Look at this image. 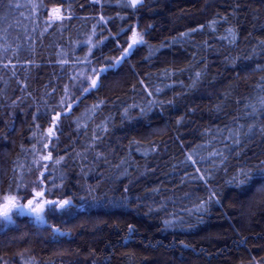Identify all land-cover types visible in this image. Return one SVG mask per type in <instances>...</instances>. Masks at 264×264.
Here are the masks:
<instances>
[{"label":"trees","instance_id":"trees-1","mask_svg":"<svg viewBox=\"0 0 264 264\" xmlns=\"http://www.w3.org/2000/svg\"><path fill=\"white\" fill-rule=\"evenodd\" d=\"M40 2L0 0V188L22 177V202L31 198L39 161L55 185L45 198L72 204L46 213L44 225L22 216L0 230V264L22 252L38 264H264V0L31 7ZM53 9H69L71 19L47 27ZM136 23L146 45L81 95L71 77L90 67L89 48L103 41L89 59L104 67L131 36L121 28ZM66 86L79 97L70 111L59 107ZM53 110L61 117L48 136ZM213 150L227 159L197 165L211 173L208 184L189 179L187 155ZM49 152L52 160L40 159ZM241 170L254 178L238 186ZM210 190L206 211L190 213Z\"/></svg>","mask_w":264,"mask_h":264},{"label":"snow or ice","instance_id":"snow-or-ice-1","mask_svg":"<svg viewBox=\"0 0 264 264\" xmlns=\"http://www.w3.org/2000/svg\"><path fill=\"white\" fill-rule=\"evenodd\" d=\"M61 2H66V0H61ZM97 3H99V0H96ZM9 3H11V0H9ZM144 0H124L123 6L124 7H131L133 9H136L138 6H143ZM17 8L21 7V5L17 4L15 5ZM32 8L35 9H43L44 4L43 0L39 4H32ZM69 11V9H53V15L49 17V20L47 22V27H52L53 25H56L57 27L63 26V21L65 19H71L70 16L66 15V13ZM123 19V17H121ZM101 21L104 23H107V21L104 20L103 17H101ZM99 23V21H98ZM47 27L45 28V31L47 30ZM95 27V26H94ZM201 28L203 25L200 26ZM198 29H193V31H196ZM121 33L126 34L127 32H131V36L127 40H123V44L126 45L125 47L119 48L121 51V55L119 58H116L114 60H109L105 63L104 67H95L91 66L92 61L89 59V56L92 55V48H98L100 44L103 43V41H100L98 44H93L92 47L89 48V53L84 57L85 63H87L90 67H88L85 72L89 74H85V72L80 73L77 76L71 77L73 80H78L79 81V86L73 85V87H78L79 92L81 95L90 93L92 90L96 89L99 87L98 80L99 78L106 74L110 69H114L118 67L121 63L126 61L129 56L132 55V53L139 47L145 46L146 41L144 39V33L143 32H138L134 30L132 27H129L128 29L121 28L120 30ZM229 35H232V30L228 29ZM95 34V33H94ZM184 35H187L185 33ZM120 34H117V37H112L113 40L116 41L117 46L119 47L121 40L118 39ZM226 39L227 37H222ZM108 37H105V40H107ZM85 43H91L90 41L85 42ZM264 43V42H262ZM150 47V46H149ZM7 51V48L5 49ZM150 55H151V49H150ZM102 60L103 57H100ZM79 63V59L77 60ZM61 63H67L66 60L61 61ZM4 68H8V64L3 65ZM165 74H168L167 71ZM201 76L200 72L196 73V78L199 79ZM94 77V78H93ZM86 81H90V83L85 84ZM141 84H144V81H141ZM145 91L147 92L148 96L153 95V91H149L147 86L145 85ZM162 91L160 88H156L155 92H160ZM79 99L77 96H72L70 94L69 88L66 86L65 87V96L61 98L59 101V107L61 109H68L69 111L72 109L73 104ZM71 101V102H70ZM103 103V102H101ZM152 103H155L153 101H149V104L151 105ZM162 103V102H160ZM169 103H171L169 101ZM262 104H264V100L261 101ZM94 108H99L100 105H94ZM143 111V110H142ZM125 113H127V109H125ZM64 115H67V111L63 112ZM61 117V112L53 110V116H52V127H49L48 129V134L50 136H53L55 134V131L58 130V123ZM177 123H180V121H177ZM99 127V126H98ZM251 131V128H250ZM94 139H99V137H94ZM239 141L237 140L236 143ZM47 147V145H45ZM219 159L220 163H223L227 158L224 156L223 151L221 150H213L209 152L208 157H199V159H194L192 154H188L186 157L187 161H190L193 168H194V173L195 174H188L189 179L193 180H199L202 181L205 185L208 184L210 178H211V173L207 170L204 169L203 171L201 170V167H198V164H202L204 161H208L213 165V167L216 166V159ZM41 160H52V153L49 152L46 156H41ZM63 159V158H61ZM61 159H56L53 161L55 164H60ZM39 167H42L44 171H41L39 174V178L36 182H33L32 185V198L27 199L26 203H22V200L26 199L25 195H22V192H27L28 190V185L23 183V178L21 177L19 183H9L7 189L0 188V222H3L4 224H11L13 223V217H21V216H34L35 220L40 223L44 224L46 223L45 220V214L46 213H54L57 210L59 211H64L68 207L71 206L72 200L69 199H62V200H53V199H46V194L51 195L53 191V187L55 185H47V177L45 176V172L48 171V165L47 164H40L39 161H34ZM264 164V162H262ZM260 172V178L264 179V168L259 169ZM242 177V178H241ZM254 177L251 176L250 172H246L244 170H241L240 173L238 174L237 177L234 178V180L237 182V185H243L246 182L250 181ZM182 179V183H183ZM39 188V191L36 189ZM127 191V189H125ZM153 191L158 192L159 189H154ZM215 200V192L210 190V195L207 200H202L200 203H198L194 209H190L189 212L191 213L192 211L195 212H204L206 211L207 205ZM218 203V201H215ZM170 221H165V226L170 225ZM135 229L132 225L128 226V232L131 235L134 233ZM53 232H59L58 228H53ZM63 235V233H61ZM130 238V236H129Z\"/></svg>","mask_w":264,"mask_h":264},{"label":"rangeland","instance_id":"rangeland-1","mask_svg":"<svg viewBox=\"0 0 264 264\" xmlns=\"http://www.w3.org/2000/svg\"><path fill=\"white\" fill-rule=\"evenodd\" d=\"M51 127H52V125H51ZM49 129V128H48ZM48 129H47V131H46V133H47V135L49 136V134H48ZM55 135V134H54ZM53 135V136H54ZM32 198V197H31ZM31 198H29V199H31ZM22 202V201H21ZM27 202V200L26 201H24V202H22V203H26ZM22 217V216H21ZM25 217H27L31 222H34V223H36V224H38V225H44V224H40V223H38L36 220H35V218H34V216H25ZM15 218H16V216H14L13 217V223H14V221H15ZM13 223H11V224H4L3 222H0V230H2V229H5L6 227H8V226H10V225H12ZM39 262L38 261H36L29 253H27V252H22V253H19V254H17L14 258H7V259H3V261H2V264H38Z\"/></svg>","mask_w":264,"mask_h":264},{"label":"water","instance_id":"water-1","mask_svg":"<svg viewBox=\"0 0 264 264\" xmlns=\"http://www.w3.org/2000/svg\"><path fill=\"white\" fill-rule=\"evenodd\" d=\"M137 27H138V24L136 23L133 29L138 31ZM54 233L58 234L60 237H64L65 236V233H63V235H61L62 232H60V231L59 232H54Z\"/></svg>","mask_w":264,"mask_h":264}]
</instances>
